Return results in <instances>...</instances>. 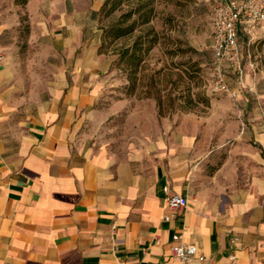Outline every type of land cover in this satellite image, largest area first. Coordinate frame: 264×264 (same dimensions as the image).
Segmentation results:
<instances>
[{"label":"crops","instance_id":"obj_1","mask_svg":"<svg viewBox=\"0 0 264 264\" xmlns=\"http://www.w3.org/2000/svg\"><path fill=\"white\" fill-rule=\"evenodd\" d=\"M103 2L0 0V264H182L175 234L203 254L190 264H264V113L219 162L196 142L197 161L166 151L146 169L80 139L111 59ZM165 188L187 195L169 221Z\"/></svg>","mask_w":264,"mask_h":264},{"label":"rangeland","instance_id":"obj_2","mask_svg":"<svg viewBox=\"0 0 264 264\" xmlns=\"http://www.w3.org/2000/svg\"><path fill=\"white\" fill-rule=\"evenodd\" d=\"M224 1L153 0L155 13L150 25L161 37L180 38L182 47L188 44L196 51L171 54L173 44L161 40L147 56L148 67L138 73L141 81L135 95L127 91V75L118 63V56L109 51V67L101 76L96 100L87 108L79 132L87 146L114 160L136 158L147 169L151 161L166 158V151L180 157L188 153L197 161L192 152L196 142L201 143L198 150L204 158L221 148V153H216L218 162L226 155V147L249 142L246 134H241V128L249 126L248 114L264 113V24L257 27L253 38L242 35L238 40L241 74L236 60L224 62V81L237 92L236 98H231L218 90L213 74L212 10ZM126 9V5L122 6L114 16ZM20 18L16 32L27 34V23L22 22L26 16ZM194 61L201 68L199 78L195 81L180 78L184 67ZM150 75L156 81L155 88L150 89L152 94L157 89L163 100L168 94L180 98V105L172 111L166 105L163 116L158 115L153 95L147 96ZM189 89L194 96H205L207 102L182 107V96ZM185 146L191 150L182 151ZM214 169L211 165L208 173Z\"/></svg>","mask_w":264,"mask_h":264},{"label":"trees","instance_id":"obj_3","mask_svg":"<svg viewBox=\"0 0 264 264\" xmlns=\"http://www.w3.org/2000/svg\"><path fill=\"white\" fill-rule=\"evenodd\" d=\"M28 0H15V3L24 6ZM126 5L127 9L114 16L117 11H120L122 6ZM155 13L153 0H104L99 14L104 22L102 43L99 49L103 52H111L118 56V63L121 65L123 71L127 75L128 86L127 91L131 95H135L140 84L141 77L138 73L144 68L148 67L147 56L151 49L163 43H172L173 46L169 50L171 54L183 53L186 51H196L188 44L182 47L183 40L180 38H173L171 36L161 37L153 26L150 25ZM107 20V21H106ZM139 29V30H138ZM143 29V30H142ZM139 31L138 33L136 31ZM246 33L244 28H239L238 40ZM200 66L196 61L190 62L179 74V77L187 78L189 81H195L200 76ZM176 83V82H175ZM148 92L147 96H152L155 99L157 112L159 116L165 115V107L172 111L173 108L179 106V97L168 94L164 100L157 93L152 94L150 89L155 88L156 81L152 75L147 79ZM201 94L192 93L191 89L182 96L183 104L192 106L197 102H207L205 96ZM182 99V98H181ZM189 106V107H190ZM189 110V109H188Z\"/></svg>","mask_w":264,"mask_h":264},{"label":"built area","instance_id":"obj_4","mask_svg":"<svg viewBox=\"0 0 264 264\" xmlns=\"http://www.w3.org/2000/svg\"><path fill=\"white\" fill-rule=\"evenodd\" d=\"M212 56L213 71L216 77L218 90L225 92L231 98H236L237 92L227 86L224 81V62L226 60H236V67L241 74L242 69L239 62L238 31L243 27L248 38H253L257 32V27L264 24V0H225L218 3L212 10ZM163 198L164 205L169 214L163 219L169 221L182 211L187 205V195L171 192L165 188ZM175 243L170 247L174 256L182 264H190L193 257H197L200 262H204L195 244L181 240V234L173 235ZM232 242L237 241L234 237ZM234 259V256H231ZM232 264L235 261L232 260Z\"/></svg>","mask_w":264,"mask_h":264}]
</instances>
